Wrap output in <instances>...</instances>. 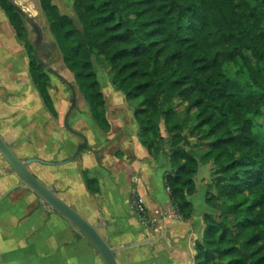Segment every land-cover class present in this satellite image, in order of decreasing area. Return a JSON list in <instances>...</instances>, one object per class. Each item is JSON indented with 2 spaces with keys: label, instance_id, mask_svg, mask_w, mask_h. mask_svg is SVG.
I'll use <instances>...</instances> for the list:
<instances>
[{
  "label": "trees",
  "instance_id": "16d2710c",
  "mask_svg": "<svg viewBox=\"0 0 264 264\" xmlns=\"http://www.w3.org/2000/svg\"><path fill=\"white\" fill-rule=\"evenodd\" d=\"M39 5L101 131L110 124L92 56L133 105L139 142L153 158L165 151L157 122L163 119L171 166L163 184L182 219L192 216L187 196L195 192L197 160L180 144L195 109L194 129L206 145L199 159L214 164L211 189L223 213L221 221L203 215L195 264H264V0H72L75 20L51 0ZM0 8L24 44L43 105L55 115L47 73L21 16L8 0ZM82 174L98 192L97 180Z\"/></svg>",
  "mask_w": 264,
  "mask_h": 264
},
{
  "label": "rangeland",
  "instance_id": "374dc122",
  "mask_svg": "<svg viewBox=\"0 0 264 264\" xmlns=\"http://www.w3.org/2000/svg\"><path fill=\"white\" fill-rule=\"evenodd\" d=\"M11 1L24 12H26L28 4L30 6L34 4V8H38V11L35 13L38 19L35 22L42 29L39 42H36L37 33L34 27L22 17L21 19L25 36L32 47V52L35 57L37 55L36 59L44 66L47 73L48 90L56 112L53 115L45 110L46 108L43 107L36 88L30 83V76L29 73L27 75L26 71L29 59L24 44L16 37L14 30L8 27L9 22H5L8 24L5 28L3 24L4 19L7 21L8 19L0 8V35L2 38L5 37L9 39L8 41H11L10 44L9 42L7 43L3 51H0L4 54H15L14 63H12L16 66L15 72L5 76L3 81L10 84H13V80L14 82H18V84L14 85L15 87L17 86V88H14V91L13 88L0 87V94H3L1 99L4 98L6 100L5 105H15L21 108V111L20 109L16 111V116L18 114L17 119H12V117L15 118V113L14 115L11 114L10 124L14 122L13 125L9 126V121L5 119L4 128L5 132L6 130H11L14 133L12 143L17 147V149L15 147V152L18 157L23 160L34 156V148L32 147L34 146V141H37V145L41 146L40 144L43 142L46 133L48 137L51 136L47 139L52 140L49 143L52 144L54 153L51 160L48 161H63L69 158L76 150V147L82 143L83 139L64 127L63 121L67 115L69 126L86 138V146L79 151L72 161L60 165L31 163L29 166L30 171L42 183L51 188L62 200H64L63 198L69 199V197L65 196L66 194H70L72 195V199L77 202L78 200L74 194L75 192L77 193L79 188L77 183H80V171L81 173L83 171L89 173L92 169H99L100 163H104L116 172L125 174V178L128 179L129 186L131 187L128 193L130 206L144 225L153 227L158 219L153 217L152 213L144 205V198L140 195L137 187V184L140 185V182H142L140 179L142 176L144 184H147L146 186L149 187L148 190L152 192L155 189L154 193L156 194L157 192L161 199H165L163 205H165L167 210L163 212L168 219L179 221L180 228L182 229L181 236L186 237L184 247H188L189 250V264H195V243L202 239L204 229L203 215L210 214L217 221H221L223 217L221 204L213 197L211 189L214 164L212 161L202 163L199 159L201 153L205 151L206 145L194 129V124L197 122L196 118L193 117L195 109L189 111L183 130L184 139L180 144L184 149L190 150L197 160V171L194 176L195 192L187 196V199L193 206L192 216L189 219H182L178 215L174 204L170 201L167 188L163 184V175L171 171L167 147V126L164 124L163 119L159 118L157 122L162 136L161 144L165 147V151L157 158H153L139 142L138 127L133 117V105L125 99L121 91L111 84L105 63L97 56H92L97 80L104 97L106 116L110 124L108 131H101L90 117L88 106L78 90L73 74L65 67L62 61L55 40L49 31L46 17L41 11L39 0ZM51 1L58 6L61 13L69 15L75 20L72 0ZM48 44L53 47L46 49L45 46ZM13 76L14 79L12 78ZM19 84L20 87H18ZM72 99L74 100V104L69 110ZM185 105L186 103L181 101L178 109H183ZM26 108L28 109L27 112ZM5 132L4 134H6ZM10 182L7 180L3 183L0 191L4 187H7ZM24 188L17 190L16 194L18 196L15 197V201L18 199H20L21 203L26 201L27 190ZM32 193L35 195V205L37 208H40L41 213L43 215L51 214L57 219L54 222L55 226L53 229L52 243L54 249L58 247L59 249L62 248L63 252H65V249L68 251V254L61 255L59 253L60 250H58V254L54 255V258L63 259L64 263H67L68 260V264H76V261L80 264V233L76 227L59 212L51 208L37 194ZM12 198L8 199V202L11 204L10 207H6H14ZM207 198L210 199L209 202L206 200ZM139 199H142V204H139ZM32 206V204L31 206L28 204L26 207L29 209ZM9 210L11 209H7L8 212L4 214L12 213V210ZM157 211L159 213V209ZM23 212L22 210L21 213ZM64 221H67L71 230L68 235L64 234L61 236L60 231L65 233ZM3 223L9 225L7 221L0 222V225ZM66 239L68 240V246L65 247Z\"/></svg>",
  "mask_w": 264,
  "mask_h": 264
},
{
  "label": "crops",
  "instance_id": "0c3cea01",
  "mask_svg": "<svg viewBox=\"0 0 264 264\" xmlns=\"http://www.w3.org/2000/svg\"><path fill=\"white\" fill-rule=\"evenodd\" d=\"M27 14L31 15L30 12H27ZM5 22L8 21L4 19L3 24L6 28L8 24ZM9 25L8 27L13 29ZM4 38L0 35V50L2 51L7 46V43L9 42L10 44L11 42L8 41L9 39ZM14 59L15 54H4L0 51V87L13 88V91L14 88H17L14 85L18 84V82H14L13 80V84H10L4 82L3 78L15 72ZM26 71L28 75L27 66ZM16 76L19 78L18 75ZM12 78L14 79V76ZM29 80L33 85L30 78ZM18 87H20V84ZM2 96L3 94H0V134L16 151L17 147L12 143L14 133L11 130H6L5 132L4 121L6 119L9 121V126L13 125L14 122L10 124L11 114L14 115L15 113V118L12 117V119H17L18 114L16 116V111H19V109L21 111V108L15 105H5L6 100L4 98L1 99ZM43 107L45 106L43 105ZM45 110L49 112L47 109ZM27 111L28 109L26 108ZM49 137L45 133V138L40 144L41 146H38L37 141H34V146H32L34 148V156L31 157L51 160L54 153L52 144L49 143L52 140L47 139ZM34 164L38 163L34 162ZM98 168L92 169L88 173L89 177L97 180L99 186L98 192H91L86 187L83 174L80 171V183H77L79 188L77 193L75 192L74 194L78 201H74L70 194H66L65 196L69 197V199H63L91 225H95L98 222L102 223L98 231L112 248L129 245L131 242L145 243L146 241H150V245L142 244L117 253L116 259L118 264H189V250L188 247H184L186 237L181 236L182 229L180 228L179 221L170 220L164 214L163 211L167 210L165 205H163L165 199H161L157 192L155 194V189L152 192L148 190L149 187L146 186L147 184H144L143 177L141 176L142 182H140V185L137 184L138 191L144 198V205L148 211L152 213L153 217L158 219L153 227L144 225L130 206L128 193L131 187L129 186L128 179L125 178V174L116 172L104 163H100ZM6 181L7 179H4L3 183ZM24 189L27 190L26 201L23 200L24 202L22 203L20 199L15 201V197L18 196L16 191L14 193L15 196L12 198L14 207L8 208L11 205L8 200L6 203L0 205V207L3 206L0 209V222H9V225H5L4 223L0 225V264H68V260L67 263H64L63 259L54 258V255L58 254V250H60L59 253L61 255L68 254L66 249L65 252L61 250L62 248L55 247L54 249L52 243L54 222L57 219L51 214L43 215L40 208H37L35 205L36 200L35 195L32 193L33 191L27 188ZM26 203L33 206L27 209ZM7 209H11L12 213L4 214L8 212ZM157 209H159V213ZM22 210L24 211L23 213H21ZM67 221H64L65 233L60 231L61 236L70 233L71 229ZM67 244L68 240L66 239L65 247L68 246ZM76 264H78V261H76ZM80 264H104L96 249L81 233Z\"/></svg>",
  "mask_w": 264,
  "mask_h": 264
},
{
  "label": "water",
  "instance_id": "95a60500",
  "mask_svg": "<svg viewBox=\"0 0 264 264\" xmlns=\"http://www.w3.org/2000/svg\"><path fill=\"white\" fill-rule=\"evenodd\" d=\"M8 1L12 5V7L15 9V11L23 19H25L31 26L34 27L37 33L36 42H39L41 38V34H42V29L30 17V15L24 12L16 4L12 3L11 0H8ZM73 104H74V100L72 99L69 110L73 107ZM63 122H64V127L68 131L76 135H79L83 139L82 143H80L76 147V150L73 152V154L66 160L48 161V160L41 159L39 157H27L22 160L14 154V152L12 151V148L7 145V143L3 140L1 136H0V154L2 155V157L8 164L10 170L14 172L16 175H18L21 181L19 184L20 187L29 188L31 191L37 194L44 202H46L51 208L55 209L64 218H66L70 223H72L76 227L77 231L81 233L82 235H84L88 239V241L91 243V245L96 249V251L98 252L104 264H118L117 259H116L117 253L132 249L134 247H138L139 245H142V244L150 245V241H146L145 243L131 242L129 245H124V246H120L117 248L110 247L108 243L106 242V240L100 235L98 231L102 223L98 222L95 225H91L72 206H70L64 200H62L51 188L47 187L44 183H42L38 179V177H36L30 171L29 166L31 163H34V162L41 163L44 165H60V164L72 161L77 156L79 151L86 146V138L80 132L73 130L69 126L67 122V115L65 116Z\"/></svg>",
  "mask_w": 264,
  "mask_h": 264
},
{
  "label": "flooded vegetation",
  "instance_id": "af4514ba",
  "mask_svg": "<svg viewBox=\"0 0 264 264\" xmlns=\"http://www.w3.org/2000/svg\"><path fill=\"white\" fill-rule=\"evenodd\" d=\"M0 136L2 137L1 134H0ZM3 140L5 141L4 138H3ZM7 145L12 148V151L16 155L13 146L9 145L8 143H7ZM4 179H7L8 181H11V182L5 188V190L0 191V205H2L4 202H6L10 197L15 196L14 193L18 189L23 188V187H20L19 186V184H20L21 181H20L18 175H16L14 172H12L10 170L8 164L6 163V161L4 160V158L2 157V155L0 154V187L3 185V180ZM27 189H29V188H27Z\"/></svg>",
  "mask_w": 264,
  "mask_h": 264
},
{
  "label": "bare ground",
  "instance_id": "6f19581e",
  "mask_svg": "<svg viewBox=\"0 0 264 264\" xmlns=\"http://www.w3.org/2000/svg\"><path fill=\"white\" fill-rule=\"evenodd\" d=\"M28 12H30V17L35 21V18L37 17V16H35V13L38 11L37 9L38 8H34V4H32L31 6L28 4ZM36 19H38V18H36ZM54 45V44H53ZM46 47V49H50L51 47H53V46H51V45H46L45 46Z\"/></svg>",
  "mask_w": 264,
  "mask_h": 264
},
{
  "label": "built area",
  "instance_id": "2783aa9c",
  "mask_svg": "<svg viewBox=\"0 0 264 264\" xmlns=\"http://www.w3.org/2000/svg\"><path fill=\"white\" fill-rule=\"evenodd\" d=\"M142 202H143L142 199H139V204H142ZM141 206H142V205H141Z\"/></svg>",
  "mask_w": 264,
  "mask_h": 264
}]
</instances>
